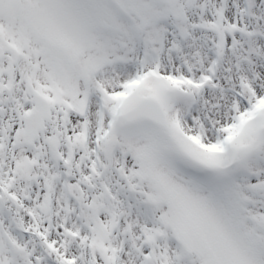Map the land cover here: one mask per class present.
<instances>
[{
    "label": "snow or ice",
    "instance_id": "snow-or-ice-1",
    "mask_svg": "<svg viewBox=\"0 0 264 264\" xmlns=\"http://www.w3.org/2000/svg\"><path fill=\"white\" fill-rule=\"evenodd\" d=\"M0 264H264V0H0Z\"/></svg>",
    "mask_w": 264,
    "mask_h": 264
}]
</instances>
